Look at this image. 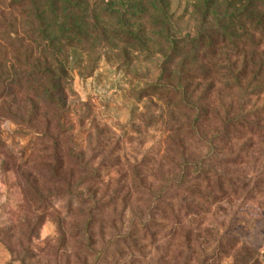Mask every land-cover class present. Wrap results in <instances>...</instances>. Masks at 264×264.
I'll return each mask as SVG.
<instances>
[{
  "label": "rangeland",
  "instance_id": "rangeland-1",
  "mask_svg": "<svg viewBox=\"0 0 264 264\" xmlns=\"http://www.w3.org/2000/svg\"><path fill=\"white\" fill-rule=\"evenodd\" d=\"M94 1L89 0L83 21L66 15L73 1L0 0V264H158L154 248L143 253L127 248L139 206L136 196L130 199L131 178L122 171L145 156L155 158L164 171L171 162L164 159L160 113L165 108L145 109L133 95L161 75L166 47L151 22L159 14L147 6L145 17L123 28L116 16L93 7ZM112 1L118 6L128 2ZM163 1L177 18L185 11L192 15L202 0ZM213 1L225 7L248 0ZM192 21L184 17L181 28L194 32ZM45 68L57 77L71 140L58 135L50 100L42 95L49 79L38 71ZM202 68L206 83H216L212 100L220 109L229 107L238 92L226 89L224 76ZM254 102L263 106L264 94L253 97ZM132 125L145 133L143 143L134 140ZM205 154L202 146L190 143V160ZM83 159L101 167L104 186L121 189L115 205L99 212L96 191L104 192V186L79 185V176H74L76 195L64 192L66 182L54 183L53 167L62 166L59 174L68 182ZM87 187L96 196L83 209L79 202L88 200ZM231 232L264 253V206L249 203L244 215L235 217Z\"/></svg>",
  "mask_w": 264,
  "mask_h": 264
},
{
  "label": "trees",
  "instance_id": "trees-1",
  "mask_svg": "<svg viewBox=\"0 0 264 264\" xmlns=\"http://www.w3.org/2000/svg\"><path fill=\"white\" fill-rule=\"evenodd\" d=\"M65 1H73L65 11L69 18L86 21L89 0ZM200 2L192 15L185 11L177 18L163 0L92 4L116 16L123 28L134 18L145 17L149 9L159 14L151 20L152 27L166 47L161 75L133 95L145 109L159 104L165 108L160 113L167 147L164 159L171 162L167 171L146 156L124 166V178H131L130 199L136 196L139 206L126 236L127 248L132 253L154 248L158 264H264V253L231 232L235 217L244 215L249 203L264 206V105L252 103L253 97L264 94V0L225 7L213 0ZM187 16L196 24L194 32L180 26ZM202 66L224 76L226 89L238 92L229 107L220 109L212 100L216 83H206L208 73ZM38 74L49 79L41 92L50 100L58 135L71 140L54 70L45 68ZM130 131L135 141L143 143L141 129L132 125ZM190 143L202 146L206 154L190 160ZM248 150L253 151L251 157ZM90 164L83 159L73 167L68 182L59 174L62 166L53 167L52 180L57 185L66 182L64 192L71 195H76L74 176H79V185L104 186L101 167ZM86 189L88 200H80L79 207L85 209L89 197L99 192V212L115 205L121 192L110 183L101 193L99 188Z\"/></svg>",
  "mask_w": 264,
  "mask_h": 264
}]
</instances>
